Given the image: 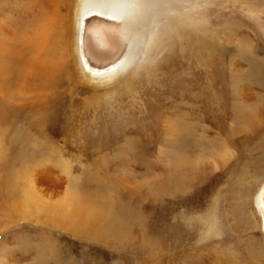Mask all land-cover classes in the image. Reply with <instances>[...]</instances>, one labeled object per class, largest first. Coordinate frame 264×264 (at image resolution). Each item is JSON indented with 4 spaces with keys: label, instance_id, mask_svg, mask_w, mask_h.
<instances>
[{
    "label": "rangeland",
    "instance_id": "374dc122",
    "mask_svg": "<svg viewBox=\"0 0 264 264\" xmlns=\"http://www.w3.org/2000/svg\"><path fill=\"white\" fill-rule=\"evenodd\" d=\"M82 1L0 0V264H264V209L262 231L255 205L264 108L249 125L235 112L248 106L240 89L264 101V0L171 2L182 28L175 38L157 8L170 1L151 0L126 67L101 78L84 73L76 55ZM107 21H84V53L96 70L125 48L120 23ZM190 21L194 34L203 31L204 54L185 31ZM41 106L54 117L40 134L30 113ZM19 134L34 148L23 155L10 145ZM176 158L173 184L182 187L161 196L160 174ZM75 187L91 209L116 198L125 212L109 222L137 235L122 231L123 244L109 233L81 240L50 225Z\"/></svg>",
    "mask_w": 264,
    "mask_h": 264
},
{
    "label": "bare ground",
    "instance_id": "6f19581e",
    "mask_svg": "<svg viewBox=\"0 0 264 264\" xmlns=\"http://www.w3.org/2000/svg\"><path fill=\"white\" fill-rule=\"evenodd\" d=\"M82 1V0H79ZM169 3H163L161 2L158 10H162V13H164L167 16V25L165 23V28L167 29L165 32H168V35H171L172 37L175 38L181 36L180 35V31H182V28H179L177 26V18L180 15L179 13H177L179 10L175 9H170L171 5L170 3L172 2L174 4L175 7L178 8L179 5L182 4L185 5L187 4V0H169ZM201 1V0H199ZM87 2V0H83L81 5H80V11L78 14V18H77V24L76 25V36H75V44L77 45L76 49V55L78 57V62L80 64V66L82 67V71L84 73H87L88 76H90L91 78H101V77H109V76H113L121 71L124 70V68L126 67V63L128 61V58L130 57V44L127 45V43L131 42V39L133 36H142V32L141 29H143L142 27H144L145 23L147 22L148 16H149V5L151 0H96L93 1L92 3H87L85 5V3ZM85 5V6H84ZM182 11V10H181ZM159 12V11H158ZM161 12V11H160ZM152 13V12H151ZM183 13V12H182ZM163 14V15H164ZM161 17H164V16ZM191 15V14H190ZM88 16H96V17H101L104 20H109V21H113L114 23H120V28L119 25L118 27V32L120 29V35L122 37V41H124L125 43V48H123V52L121 53V55L116 58L117 60L112 63L111 65H109L107 68H103L102 70H96L93 69L92 66L89 64L85 53H84V30H85V19ZM185 16V15H184ZM183 17V16H182ZM195 18V17H194ZM181 19V18H180ZM188 19V18H186ZM155 20V19H154ZM176 21V23L173 25L172 22ZM180 21V20H179ZM178 21V22H179ZM108 22V21H107ZM149 22V21H148ZM151 22V21H150ZM112 23V22H111ZM199 23V22H198ZM196 23V24H198ZM113 24V23H112ZM148 24V23H146ZM187 24V23H186ZM156 24V28H157ZM200 26V25H199ZM62 27L65 28L69 27L68 21L66 19H63L62 22ZM101 27V26H100ZM109 28V27H108ZM112 28V27H110ZM184 28H186V32L187 34H193L197 37H195L197 40L196 42L198 43L199 46V50L201 51L202 54H204L203 52V41L201 40V35L203 34V31H200L199 34H194L195 32V25L193 23V21L189 22ZM115 30V29H112ZM163 30V28H162ZM184 31V30H183ZM93 32V31H92ZM87 34V33H86ZM103 34V33H102ZM140 34V35H138ZM170 38V37H169ZM173 38V39H174ZM142 39V38H141ZM195 42V44H196ZM124 45V44H123ZM144 45H146L144 43ZM174 46H175V40H174V44L171 47L172 51L174 50ZM146 47V46H145ZM207 48V47H205ZM176 50V49H175ZM209 50V49H207ZM177 54V53H176ZM237 62V61H236ZM205 63V62H204ZM254 69H259V68H255V64L253 63ZM261 71V70H260ZM264 71V70H263ZM261 74H263V72H260ZM72 75V74H71ZM239 75V74H237ZM242 75V74H241ZM240 77V76H239ZM242 77V76H241ZM240 77V78H241ZM237 86V85H236ZM238 88V87H237ZM236 88V89H237ZM239 89V88H238ZM235 90V88H234ZM242 90V91H241ZM237 94H243L244 95V100L245 103H247L244 109L240 108L241 111L238 112L239 109H236V113L238 117H241L242 120H244L245 122L251 123L252 124V120L255 117L256 113L259 112L260 113V108L262 107L264 108V101L262 100H258L256 99V97H253L251 95V93H249V91L247 89L244 88L240 89L237 91ZM129 95V94H128ZM236 95V94H235ZM192 100V99H191ZM238 101V99H237ZM90 102L93 103V96L90 98ZM244 102V101H243ZM86 105L87 102H86ZM107 105V104H106ZM105 104L103 106L107 107ZM245 105V104H244ZM50 106H41V107H37L35 108L30 114L33 115V119L32 123L35 126V130L36 132L38 131L40 134L45 132V127L47 125V122L54 117V114H51V110L49 109ZM103 108V107H102ZM105 109V108H104ZM110 110V109H109ZM56 113V112H55ZM28 115L30 118L32 117L31 115ZM180 117V116H179ZM236 117V116H235ZM165 118V117H164ZM169 118V117H168ZM167 118V119H168ZM180 119V118H179ZM173 120V118H172ZM176 120V119H175ZM183 120V119H182ZM186 120V119H185ZM174 121V120H173ZM192 121V120H189ZM188 121V122H189ZM163 122V121H162ZM168 122V121H167ZM171 122V121H170ZM175 122V121H174ZM178 121H176L177 124ZM184 122V121H183ZM187 122V123H188ZM52 123V122H50ZM180 124V123H179ZM245 124V125H247ZM249 125V124H248ZM263 125V124H262ZM261 125V126H262ZM256 126V124H255ZM264 126V125H263ZM170 127V126H169ZM192 127V126H191ZM181 128V127H180ZM257 129V127H255ZM260 128V127H259ZM171 129V128H170ZM177 129V128H176ZM183 129V128H181ZM167 130V129H166ZM186 130V129H185ZM254 127H253V129ZM183 131V130H182ZM230 131V129H229ZM251 131V130H250ZM253 132V131H252ZM185 133V132H184ZM30 134V132H29ZM232 134V132H231ZM172 135V134H171ZM188 136V134H186ZM229 134L228 132L225 134V144H231L230 139L227 137ZM5 136V135H4ZM17 136V135H16ZM15 135L10 137V145L15 146V148H13V151L16 155V153L18 154H22L24 151L27 152L32 146H25V144L23 145V143L26 141L27 137L26 135H18L16 137ZM32 136V134H31ZM174 136V134H173ZM191 137V136H190ZM4 138V137H3ZM31 138V137H30ZM35 138V137H34ZM164 138V137H163ZM174 138V137H173ZM177 138V137H176ZM33 139V138H32ZM162 139V138H161ZM4 140V139H3ZM23 140H25L23 142ZM30 140V139H29ZM165 140V139H164ZM180 140V139H179ZM37 142V140H36ZM34 142V144L36 143ZM178 142V141H177ZM185 142V141H184ZM28 144L30 142H27ZM133 143V142H132ZM164 143V142H163ZM162 143V144H163ZM166 143V142H165ZM164 143V144H165ZM38 144V143H37ZM36 144V145H37ZM177 144V143H175ZM187 144V143H186ZM170 145V144H169ZM174 145V144H172ZM181 145V144H180ZM193 145V144H192ZM168 146V145H167ZM187 146V145H186ZM37 147V146H36ZM130 147V146H129ZM161 147V146H160ZM159 147V150H160ZM166 147V146H165ZM171 147V145L169 146ZM176 148V146H173V148ZM180 147V146H179ZM177 147V149L179 148ZM190 147V146H188ZM182 148V147H181ZM32 149H34L32 147ZM31 149V150H32ZM168 150V147L166 148ZM171 149V148H170ZM30 150V151H31ZM36 150V149H35ZM132 150V149H129ZM175 150V149H174ZM173 150V151H174ZM186 150V148L184 149ZM166 151V150H165ZM178 151V150H176ZM33 152V151H32ZM169 152L172 153V149L171 151L169 150ZM182 152V150L180 151ZM184 152V151H183ZM182 152V153H183ZM29 153V152H28ZM161 153V152H160ZM167 153V152H166ZM31 154V153H30ZM35 154V153H33ZM23 155V154H22ZM28 155V154H27ZM21 156V155H20ZM170 156V155H169ZM168 157V156H167ZM32 158V157H31ZM178 158V157H177ZM171 159V167L165 169L160 175L159 178L164 177V179H162V183L160 185V192H161V196H165V195H171L174 194L178 191V189H180L181 187L177 186L176 184H173L175 182H173L174 178H175V172L181 167V162L179 161V159ZM32 160V159H31ZM30 160V161H31ZM181 160V159H180ZM184 160V159H182ZM34 161V159H33ZM36 161V158H35ZM102 161V160H101ZM158 161V160H157ZM188 162V161H186ZM98 164H99V160H98ZM145 165V164H144ZM160 165V164H159ZM187 165V164H186ZM185 166V165H184ZM188 166V165H187ZM185 166V167H187ZM101 167L103 168V166L101 165ZM158 168V167H157ZM165 168V167H164ZM25 170V169H24ZM45 171V170H44ZM191 171V170H189ZM41 173V172H40ZM178 173V172H177ZM37 175V173H36ZM185 175V174H184ZM182 176V175H179ZM44 177V176H43ZM178 178V177H177ZM159 181V180H158ZM159 184V183H158ZM184 184V183H183ZM179 185V184H178ZM185 185V184H184ZM157 188V187H156ZM155 188V189H156ZM118 193V192H117ZM115 195V194H114ZM81 196V195H80ZM116 197V196H115ZM84 199H82L81 197H79L78 193H77V189L76 187L73 188V194L69 197L63 198L61 200V203L58 204V206L54 209L53 213H55V215L53 216L52 219H50L49 221L51 222L50 225H52L54 228H56L57 230H64L67 233L71 234L74 238L76 239H81V238H85L87 240H103V235H110L113 236L114 241L117 240H121L120 237L123 235L124 231L125 233L128 234V236H132L133 238L137 235V233H134L135 231H132L131 229L129 231H127V228L124 227L120 224V220L116 223L115 226H113L111 224V220H118L120 218L119 214L118 216H116V213H123L125 212V208L124 206L118 202V200L116 198H114L113 196L111 198H108V200L106 202H104V205H101L100 207H96L94 209H91L88 206H85V204L83 205ZM255 205L256 208L258 210V214L260 216L261 219V230L263 227V223H262V218H261V211L259 213V210L262 208L264 209V187L261 191V194H259L255 200ZM263 215H264V210H263ZM262 215V216H263ZM264 220V219H263ZM111 221V222H109ZM116 222V221H115ZM264 222V221H263ZM125 223V222H124ZM176 225V224H175ZM49 229V228H48ZM141 230V229H140ZM142 231V230H141ZM263 231V230H262ZM54 232V231H53ZM65 232V233H66ZM111 232V233H110ZM91 233H93L94 235H92ZM91 234V235H89ZM89 236H94L93 238H90ZM142 236V235H141ZM51 238V237H50ZM46 240H48V238H45ZM58 239V238H57ZM125 239V238H124ZM131 238H129L130 240ZM141 239V238H140ZM82 240V239H81ZM49 241V240H48ZM104 241V240H103ZM107 241V240H106ZM108 242V241H107ZM120 243H124L121 241H119ZM137 242V241H136ZM129 242H125V245L128 246ZM137 244V243H136ZM140 244V243H139ZM46 245V244H45ZM52 245V244H51ZM50 246H46L45 248H50ZM55 245V244H54ZM57 245V244H56ZM55 245V246H56ZM110 245V244H108ZM113 245V244H112ZM35 247V246H34ZM115 247V246H114ZM43 248V247H42ZM123 248V247H122ZM141 248V247H140ZM145 248V247H143ZM29 249V248H28ZM52 250V248H51ZM49 250V251H51ZM45 251V250H44ZM54 250H52L53 252ZM57 251V250H55ZM142 251V250H141ZM46 252V251H45ZM51 252V254H52ZM39 253V252H37ZM48 254V252H46ZM45 253V254H46ZM56 253V252H55ZM46 254V255H47ZM49 255V254H48ZM57 257L55 256V258L57 259V261H59V259H63L61 257H59L58 255H60L57 252ZM10 256V255H9ZM39 256V255H37ZM42 256V255H41ZM40 256V257H41ZM45 256V255H44ZM50 256V255H49ZM39 257V258H40ZM51 257V256H50ZM54 257V256H53ZM43 258V256H42ZM45 258V257H44ZM43 258V260H44ZM52 258V257H51ZM48 259V257H47ZM66 259V258H65ZM42 261V260H41ZM51 261V260H50ZM70 259L68 258V262H66V264H74L75 261H71L70 263ZM40 262V260L38 261ZM61 262V261H60ZM44 263H46L44 261ZM48 263V262H47ZM58 263V262H57ZM64 263V262H63ZM59 264V263H58Z\"/></svg>",
    "mask_w": 264,
    "mask_h": 264
}]
</instances>
